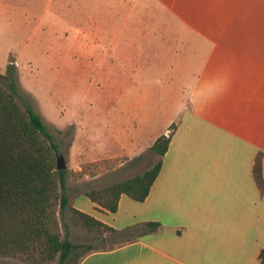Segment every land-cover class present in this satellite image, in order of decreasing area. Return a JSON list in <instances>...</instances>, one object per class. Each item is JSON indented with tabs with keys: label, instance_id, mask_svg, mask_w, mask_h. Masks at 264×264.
<instances>
[{
	"label": "crops",
	"instance_id": "crops-1",
	"mask_svg": "<svg viewBox=\"0 0 264 264\" xmlns=\"http://www.w3.org/2000/svg\"><path fill=\"white\" fill-rule=\"evenodd\" d=\"M259 1L157 0L161 7L152 5L155 15L157 8L164 9L167 18L178 19L209 45L193 83L177 102L179 111L169 112L163 132L149 137L147 147L169 133L178 113L159 173L143 201L121 194L113 213L78 201L81 193L73 196L72 205L115 229L146 221L160 227L89 253L78 264H261L264 189L257 188L252 167L262 152L264 179V48L234 50L230 45L217 51L207 40L217 35L253 36L254 41L262 36L263 41ZM14 7L0 0V19ZM112 132L86 131L77 149L82 162L132 152L137 142L141 146L142 136L131 137L124 125Z\"/></svg>",
	"mask_w": 264,
	"mask_h": 264
},
{
	"label": "rangeland",
	"instance_id": "rangeland-1",
	"mask_svg": "<svg viewBox=\"0 0 264 264\" xmlns=\"http://www.w3.org/2000/svg\"><path fill=\"white\" fill-rule=\"evenodd\" d=\"M10 2L15 7L0 19V77L13 66L16 99L43 118L58 143L70 203L84 183L101 188L154 165L158 155L147 147L149 137L162 133L167 117L179 111L177 102L193 83L209 45L178 19L167 18L164 9L157 8L155 15L152 5L161 7L157 0ZM259 3L264 6V0ZM255 37L213 35L207 40L217 51L264 48L262 36ZM122 125L131 137L142 136L141 146L137 142L132 152L82 162L77 149L86 131L108 135ZM77 199L91 202L85 195ZM64 223L71 241L84 244L81 255L86 243L68 218ZM126 242L107 236L93 245L111 249ZM78 261L77 255L73 264ZM0 264L27 263L1 257Z\"/></svg>",
	"mask_w": 264,
	"mask_h": 264
},
{
	"label": "trees",
	"instance_id": "trees-1",
	"mask_svg": "<svg viewBox=\"0 0 264 264\" xmlns=\"http://www.w3.org/2000/svg\"><path fill=\"white\" fill-rule=\"evenodd\" d=\"M15 76L13 66L9 65L6 74L0 77V258L27 264H51L54 260L57 264H73L77 255L80 261L94 251L109 250L93 245L107 236L112 242L132 241L159 228V222L146 221L115 229L70 203L65 191L66 169H57L58 143L43 118L16 99ZM176 125L177 122H172L169 133L158 136L149 147L158 155L154 165L101 188L84 183L79 192L103 212H115L121 194L143 201L159 173ZM261 156L262 152H258L252 167L260 192L264 189ZM67 218L86 243L81 255L79 248L84 244L69 238L64 223ZM259 259L264 264V249L259 252Z\"/></svg>",
	"mask_w": 264,
	"mask_h": 264
},
{
	"label": "water",
	"instance_id": "water-1",
	"mask_svg": "<svg viewBox=\"0 0 264 264\" xmlns=\"http://www.w3.org/2000/svg\"><path fill=\"white\" fill-rule=\"evenodd\" d=\"M60 158L57 159V169L61 170L65 168V164H60Z\"/></svg>",
	"mask_w": 264,
	"mask_h": 264
}]
</instances>
